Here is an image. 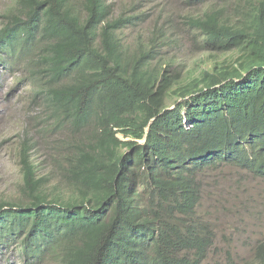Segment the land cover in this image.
<instances>
[{"label": "trees", "instance_id": "obj_1", "mask_svg": "<svg viewBox=\"0 0 264 264\" xmlns=\"http://www.w3.org/2000/svg\"><path fill=\"white\" fill-rule=\"evenodd\" d=\"M10 2L0 64L23 72L17 82L39 113L16 143V194L0 199V256L203 264L214 237L195 216L198 175L223 163L264 178V35L226 18L228 0H187L212 7L182 16V26L207 53L235 56L214 73L173 77L153 56L169 42L167 11L128 50L119 33L148 14L115 16L111 0ZM248 2L259 13L248 24L264 32V0ZM255 253L264 264V243Z\"/></svg>", "mask_w": 264, "mask_h": 264}, {"label": "rangeland", "instance_id": "obj_2", "mask_svg": "<svg viewBox=\"0 0 264 264\" xmlns=\"http://www.w3.org/2000/svg\"><path fill=\"white\" fill-rule=\"evenodd\" d=\"M111 1L116 8L115 16L120 12L148 14V20L143 25L138 26L137 23V26L119 33L123 47L128 50L150 39L154 23L161 13H171V20L161 26L168 30L169 42L155 47L153 54L156 62L171 76L182 77L190 69L194 74L212 73L215 60L223 58L204 53L199 46L200 36L181 24L182 16L202 13L211 5L190 6L187 0ZM10 5V0H0V15ZM21 78L22 71L11 72L7 70V65L0 64V199L15 196L21 177L16 143L25 127L33 129L38 123L35 117L39 109L29 103L26 82H17ZM171 103L172 100L168 101L169 105ZM35 159L41 160L42 154L36 153ZM48 171L47 167L41 172L45 174ZM197 180L200 183V199L195 216L208 225L214 237L203 264H255L258 260L256 247L264 243V178L222 163L207 168ZM14 246L7 249L13 250ZM0 264L19 263L13 253L3 252Z\"/></svg>", "mask_w": 264, "mask_h": 264}, {"label": "clouds", "instance_id": "obj_3", "mask_svg": "<svg viewBox=\"0 0 264 264\" xmlns=\"http://www.w3.org/2000/svg\"><path fill=\"white\" fill-rule=\"evenodd\" d=\"M228 2H231V3H230V10L225 13L226 18L238 21L242 25V27L246 30H251V31L257 32L261 35H264L263 31H261L260 29L253 27V26L248 24L250 19H254V20L259 21V13L255 9V4H249L248 0H228ZM190 5H195V4H190ZM204 5H206V4H204ZM199 46H200V49L204 53L212 55L213 57H218L219 55L223 56V58L215 60V65H214V69H213L212 73H214L216 67H218L222 64H226L229 57L235 56L234 53L233 54H211V53H207L205 50H203L201 48V45H199ZM254 68H256V67H254ZM263 69H264V67H263ZM188 73L192 74L193 77L198 76L199 74H203L202 72L194 74L193 70L190 69V70L186 71V73L182 76V78H184ZM209 74H211V73H209ZM169 106H171L170 109H172L174 107V106H172V104ZM153 120H154V118H152L149 121V124L145 128V130H144L145 134H144L143 140L140 141V144H143L145 142L146 137H147V133L149 130V125L151 124V122Z\"/></svg>", "mask_w": 264, "mask_h": 264}, {"label": "bare ground", "instance_id": "obj_4", "mask_svg": "<svg viewBox=\"0 0 264 264\" xmlns=\"http://www.w3.org/2000/svg\"><path fill=\"white\" fill-rule=\"evenodd\" d=\"M221 7H222V6H221ZM241 29H242V28H241ZM258 44H259V43H258ZM260 44H261V43H260ZM260 44H259V45H260ZM244 54H245V53H244ZM104 69H105V68H104ZM162 75H163V74H162ZM117 135H118V134H117ZM138 142H139V141H138Z\"/></svg>", "mask_w": 264, "mask_h": 264}]
</instances>
